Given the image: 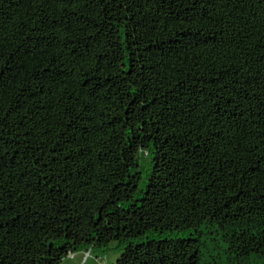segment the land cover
<instances>
[{
    "label": "trees",
    "instance_id": "1",
    "mask_svg": "<svg viewBox=\"0 0 264 264\" xmlns=\"http://www.w3.org/2000/svg\"><path fill=\"white\" fill-rule=\"evenodd\" d=\"M264 264V0H0V264Z\"/></svg>",
    "mask_w": 264,
    "mask_h": 264
},
{
    "label": "rangeland",
    "instance_id": "2",
    "mask_svg": "<svg viewBox=\"0 0 264 264\" xmlns=\"http://www.w3.org/2000/svg\"><path fill=\"white\" fill-rule=\"evenodd\" d=\"M117 256L118 252L115 250L108 251L107 255L96 251H80L66 257L61 264H112Z\"/></svg>",
    "mask_w": 264,
    "mask_h": 264
}]
</instances>
